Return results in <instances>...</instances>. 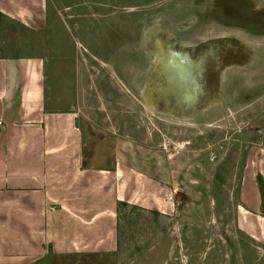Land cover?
I'll return each instance as SVG.
<instances>
[{
    "label": "rangeland",
    "instance_id": "374dc122",
    "mask_svg": "<svg viewBox=\"0 0 264 264\" xmlns=\"http://www.w3.org/2000/svg\"><path fill=\"white\" fill-rule=\"evenodd\" d=\"M257 1L246 3L253 20L264 17ZM215 2L48 0L76 38L80 108L101 135L98 155L126 141L161 212L126 206L112 250L45 264H264V220L247 223L240 199L244 181L264 179V31L251 37ZM158 38L194 71L193 99L164 76L149 80ZM238 39L246 46L233 57Z\"/></svg>",
    "mask_w": 264,
    "mask_h": 264
},
{
    "label": "crops",
    "instance_id": "0c3cea01",
    "mask_svg": "<svg viewBox=\"0 0 264 264\" xmlns=\"http://www.w3.org/2000/svg\"><path fill=\"white\" fill-rule=\"evenodd\" d=\"M65 24L48 0H0V264L106 252L126 206L161 212L126 141L98 155L101 135L80 108L76 38ZM240 199L247 223L264 220L258 182L244 181Z\"/></svg>",
    "mask_w": 264,
    "mask_h": 264
},
{
    "label": "water",
    "instance_id": "95a60500",
    "mask_svg": "<svg viewBox=\"0 0 264 264\" xmlns=\"http://www.w3.org/2000/svg\"><path fill=\"white\" fill-rule=\"evenodd\" d=\"M155 44L158 49V58L149 75V80L152 85L155 77L164 76L167 79V84L172 87L178 86L184 89L183 98L193 99L196 96V86L192 89L193 81L191 74L194 72L188 65L185 57H177L176 54L169 48H165L161 39H155ZM180 60V63L178 62ZM192 89V90H191ZM159 91V90H158Z\"/></svg>",
    "mask_w": 264,
    "mask_h": 264
},
{
    "label": "flooded vegetation",
    "instance_id": "af4514ba",
    "mask_svg": "<svg viewBox=\"0 0 264 264\" xmlns=\"http://www.w3.org/2000/svg\"><path fill=\"white\" fill-rule=\"evenodd\" d=\"M215 3H221L220 11L223 12V13L222 12L221 13L224 16L225 15L231 16V17H229V19L224 18L225 20H228L230 22V24H232V25H236L237 27L244 29V31L247 32L246 34H250L251 37L258 35V32H257L258 30H260L259 32L264 31V17L256 16V20H253L252 18H250L249 14H250V10L252 7H249L246 4V2H243V0H217V2H215ZM239 3L243 4L244 7L242 9H239L238 7H236V6H238ZM240 11H241V13H240ZM223 15H222V17H223ZM236 17L238 18L239 23H242V25L235 22ZM253 26H255L256 30L251 29V28H253ZM236 42H238L237 43L238 45H236L237 50H234V51H232L231 49L227 50V52L232 53L231 56H233V57H236L238 55L240 48L246 46L245 45L246 43H244V41H240L238 39V41H236ZM228 55L227 56L225 55V58H228ZM229 57H230V55H229Z\"/></svg>",
    "mask_w": 264,
    "mask_h": 264
},
{
    "label": "trees",
    "instance_id": "16d2710c",
    "mask_svg": "<svg viewBox=\"0 0 264 264\" xmlns=\"http://www.w3.org/2000/svg\"><path fill=\"white\" fill-rule=\"evenodd\" d=\"M257 180H258L257 181L258 184H260L259 188H260L261 199H262V208L264 210V181H263L262 175L260 173L257 175Z\"/></svg>",
    "mask_w": 264,
    "mask_h": 264
},
{
    "label": "built area",
    "instance_id": "2783aa9c",
    "mask_svg": "<svg viewBox=\"0 0 264 264\" xmlns=\"http://www.w3.org/2000/svg\"><path fill=\"white\" fill-rule=\"evenodd\" d=\"M168 199H170L171 201H173V197H172V195H169V196H168Z\"/></svg>",
    "mask_w": 264,
    "mask_h": 264
},
{
    "label": "bare ground",
    "instance_id": "6f19581e",
    "mask_svg": "<svg viewBox=\"0 0 264 264\" xmlns=\"http://www.w3.org/2000/svg\"><path fill=\"white\" fill-rule=\"evenodd\" d=\"M179 60V59H178ZM180 63V60L178 61Z\"/></svg>",
    "mask_w": 264,
    "mask_h": 264
}]
</instances>
